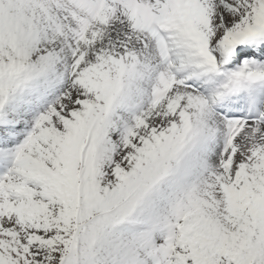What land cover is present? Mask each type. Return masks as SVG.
<instances>
[{"label":"snow or ice","instance_id":"1","mask_svg":"<svg viewBox=\"0 0 264 264\" xmlns=\"http://www.w3.org/2000/svg\"><path fill=\"white\" fill-rule=\"evenodd\" d=\"M0 264H264V0H0Z\"/></svg>","mask_w":264,"mask_h":264}]
</instances>
